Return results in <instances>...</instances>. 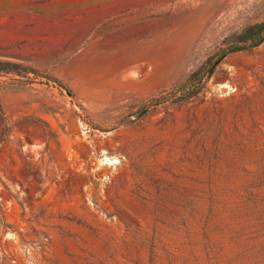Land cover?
Here are the masks:
<instances>
[{
    "label": "rangeland",
    "instance_id": "obj_1",
    "mask_svg": "<svg viewBox=\"0 0 264 264\" xmlns=\"http://www.w3.org/2000/svg\"><path fill=\"white\" fill-rule=\"evenodd\" d=\"M259 25L264 0H0V264H264V41L221 58Z\"/></svg>",
    "mask_w": 264,
    "mask_h": 264
},
{
    "label": "trees",
    "instance_id": "obj_2",
    "mask_svg": "<svg viewBox=\"0 0 264 264\" xmlns=\"http://www.w3.org/2000/svg\"><path fill=\"white\" fill-rule=\"evenodd\" d=\"M249 31H252L254 33L248 37L243 38L242 41L244 43H247L250 41V44L244 45V46L239 47V48L231 49V50L227 51L226 53L222 54L221 58L227 53L237 52V51L244 50L247 48L256 47L264 41V35L260 36V33H262L264 31V25L251 27L248 29L247 32H249Z\"/></svg>",
    "mask_w": 264,
    "mask_h": 264
},
{
    "label": "bare ground",
    "instance_id": "obj_3",
    "mask_svg": "<svg viewBox=\"0 0 264 264\" xmlns=\"http://www.w3.org/2000/svg\"><path fill=\"white\" fill-rule=\"evenodd\" d=\"M105 162H106V163H108V164H111V163H112V162H111V163H109V160H107V159L105 160ZM114 162H115V161H114ZM114 162H113V163H114Z\"/></svg>",
    "mask_w": 264,
    "mask_h": 264
}]
</instances>
